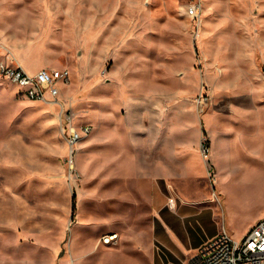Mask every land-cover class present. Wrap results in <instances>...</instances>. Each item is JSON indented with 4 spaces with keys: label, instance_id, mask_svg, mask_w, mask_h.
Instances as JSON below:
<instances>
[{
    "label": "rangeland",
    "instance_id": "374dc122",
    "mask_svg": "<svg viewBox=\"0 0 264 264\" xmlns=\"http://www.w3.org/2000/svg\"><path fill=\"white\" fill-rule=\"evenodd\" d=\"M189 3L0 0V64L69 69L60 101L74 125L92 126L71 170L59 106L28 100L0 74V204L43 216L56 264H178L149 183L117 162L129 106H148L162 138L177 125L184 142L198 139L203 171L177 186L213 203L183 220L190 235L178 243L193 247L190 259L222 229L242 239L264 218V0H202L197 17Z\"/></svg>",
    "mask_w": 264,
    "mask_h": 264
},
{
    "label": "crops",
    "instance_id": "0c3cea01",
    "mask_svg": "<svg viewBox=\"0 0 264 264\" xmlns=\"http://www.w3.org/2000/svg\"><path fill=\"white\" fill-rule=\"evenodd\" d=\"M20 64L23 66L22 63ZM172 98L169 96V99ZM156 101V98L153 99L154 103ZM136 116L137 121L133 119ZM150 116L151 111L148 106L138 110L129 106L120 134L122 148L118 151L121 152V159L120 161L113 159V162H120L122 171L129 180L137 181L139 185L149 183L152 210L157 217L164 220L166 225L164 228L160 221H157L156 226L160 225L159 237L176 252L178 264H186L191 260L190 249L193 247L181 248L178 243L190 235L183 220L190 219L198 213H205L202 206H207L213 201L205 202L199 197L193 198L186 191L178 188L177 183L178 180H182L181 178L187 180L190 172L197 170L196 165L203 171L205 163L197 148V138L191 142H184L187 139L186 135L178 134L175 129L177 125L162 138L157 131L149 130L147 119ZM152 137L154 140L159 139L160 144L157 146L155 143L153 149H148L147 141ZM186 145L192 153L187 160H183L178 157L179 152H182L179 149L184 150ZM193 162L197 163L192 164ZM217 195L219 197L218 193ZM26 208L23 205L12 206V211L7 213L2 210L0 204V264H56V258L52 261L49 258L47 237L49 226L44 223L41 214L27 212Z\"/></svg>",
    "mask_w": 264,
    "mask_h": 264
},
{
    "label": "built area",
    "instance_id": "2783aa9c",
    "mask_svg": "<svg viewBox=\"0 0 264 264\" xmlns=\"http://www.w3.org/2000/svg\"><path fill=\"white\" fill-rule=\"evenodd\" d=\"M201 8L202 0H190L187 13L197 17ZM0 74L13 82L28 100L59 106L61 120L67 123L65 138L69 147L68 165L71 170L74 169L76 145L91 133L92 126L74 125L72 115H68V109L60 101V84L66 85L70 81V70L42 68L31 74L20 63L11 60L0 64ZM202 152L207 157L209 147L203 146ZM186 264H264V218L257 221L242 239H236L226 229H222L205 242L198 254Z\"/></svg>",
    "mask_w": 264,
    "mask_h": 264
},
{
    "label": "bare ground",
    "instance_id": "6f19581e",
    "mask_svg": "<svg viewBox=\"0 0 264 264\" xmlns=\"http://www.w3.org/2000/svg\"><path fill=\"white\" fill-rule=\"evenodd\" d=\"M117 237H118L117 234L115 236L114 235H109L108 237H106L105 242H109L110 243Z\"/></svg>",
    "mask_w": 264,
    "mask_h": 264
}]
</instances>
